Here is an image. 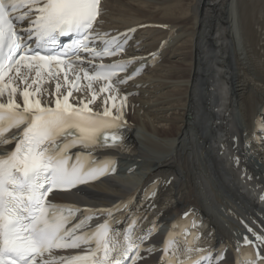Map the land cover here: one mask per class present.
Returning a JSON list of instances; mask_svg holds the SVG:
<instances>
[{"label": "bare ground", "instance_id": "obj_1", "mask_svg": "<svg viewBox=\"0 0 264 264\" xmlns=\"http://www.w3.org/2000/svg\"><path fill=\"white\" fill-rule=\"evenodd\" d=\"M102 10L103 30L143 27L139 55L170 44L154 69L117 93L112 114L126 97L122 131L137 152L123 171L137 170L62 200L109 207L169 174L178 186L168 219L195 207L222 240L238 241L249 227L264 236V140L254 134L264 118V0H104ZM15 88L2 103L8 94L23 103ZM49 94L40 99L51 107Z\"/></svg>", "mask_w": 264, "mask_h": 264}, {"label": "snow or ice", "instance_id": "obj_2", "mask_svg": "<svg viewBox=\"0 0 264 264\" xmlns=\"http://www.w3.org/2000/svg\"><path fill=\"white\" fill-rule=\"evenodd\" d=\"M99 3L100 0H0V95L11 84L9 81L5 85L3 81L13 68L17 75L21 68L34 70L33 83L45 71L51 76L63 68L67 83V71L80 67L77 61L81 59V51L90 53L93 59L122 52L127 34H123L126 38L121 42L118 37L106 40L93 32L100 14ZM24 6L29 11L15 20L23 23L34 18L27 28L17 31L10 17ZM97 40L105 44L99 52L93 47ZM131 62L134 61L99 65L93 76L86 70L84 76L89 80L110 81L117 70ZM79 79L77 75V82ZM23 80L27 83V75ZM59 88L58 83V91ZM11 92L14 94L16 88L12 87ZM30 95L38 97L39 89L35 93L27 89L22 92V110L11 94L7 103H0V146L15 143L12 151L0 156V264H138L146 258L141 253L153 255L157 251L161 253L159 264H189V261L219 264L223 250L212 257L211 249L206 250L202 244L192 247L185 240L182 245L172 238L177 231L175 224L173 233L161 245L146 244L159 224L149 226L145 223L147 213H141L144 207L154 209L153 203L141 204L136 209L128 201H121L110 208L82 210L49 200L54 190H71L115 171L114 161L98 164L94 153L126 149V138L121 132L127 126L122 119L126 97L113 115L108 107L102 113H94L88 104L72 106L68 102L70 91L63 102L56 100L55 108L42 107L39 98L30 102ZM112 99V107H116L115 97ZM74 148L75 153L71 151ZM155 195L154 191L146 193L145 198L150 200ZM188 216L187 212L182 214V218ZM101 217L103 222L90 223ZM192 227L195 225L186 229L185 236L192 234ZM248 231L264 245V236L250 227ZM242 243L253 242L244 237ZM59 249H81V252L54 255V250ZM193 252L205 254L193 257ZM243 264H264V256L256 252Z\"/></svg>", "mask_w": 264, "mask_h": 264}, {"label": "rangeland", "instance_id": "obj_3", "mask_svg": "<svg viewBox=\"0 0 264 264\" xmlns=\"http://www.w3.org/2000/svg\"><path fill=\"white\" fill-rule=\"evenodd\" d=\"M174 60H175V58H174Z\"/></svg>", "mask_w": 264, "mask_h": 264}]
</instances>
